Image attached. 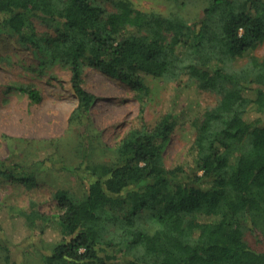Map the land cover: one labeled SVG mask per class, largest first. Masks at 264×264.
Here are the masks:
<instances>
[{"label":"trees","instance_id":"16d2710c","mask_svg":"<svg viewBox=\"0 0 264 264\" xmlns=\"http://www.w3.org/2000/svg\"><path fill=\"white\" fill-rule=\"evenodd\" d=\"M170 1L175 9L159 12L131 0H0V35L31 50L36 71L66 69L77 100L68 121L80 129L79 162L63 171L78 189H58L52 214L34 201L17 209L33 236L60 233L42 264H264L244 238L249 230L264 243V0H206L198 18L183 14L186 0ZM87 68L128 85L140 105L136 127L113 148L89 131L97 97L83 87ZM147 77L217 99L188 121L183 165L163 163L177 115L144 122ZM19 91L42 101L33 86ZM53 162L1 159L0 178L32 187L40 172L60 169ZM0 252L11 264L9 248Z\"/></svg>","mask_w":264,"mask_h":264},{"label":"rangeland","instance_id":"374dc122","mask_svg":"<svg viewBox=\"0 0 264 264\" xmlns=\"http://www.w3.org/2000/svg\"><path fill=\"white\" fill-rule=\"evenodd\" d=\"M131 1L136 8L145 11L175 9L170 0ZM205 1L186 0L183 14L198 18ZM35 25L41 33L51 34L53 31L37 21ZM263 53V48L259 47L256 56L261 59ZM243 62L237 61L234 66ZM37 64L31 50L19 47L8 35H0V160L10 158L26 166L52 156L62 168V171L58 170L54 165L40 172L32 187L0 178V243L9 248L11 264H42L41 254L47 253L60 239V233L52 229L33 236L17 209L28 210L29 202L34 201L41 212L52 214L56 211L54 193L58 189H78L73 178L63 171V165L79 162L75 152L80 129L68 121L77 105L69 85L70 74L58 65L45 67L40 73L36 71ZM83 81L84 89L97 97L90 111L92 125L89 131L99 136L101 145L113 148L132 127H136L140 105L128 85L101 72L87 68ZM146 81L150 93L145 101L144 122L152 126L167 111L177 115V125L163 152V163L167 168L183 165L188 161L186 151L194 135L188 121L196 111L214 105L217 99L210 93L200 95L188 89L175 92L172 89L174 84L152 77H147ZM28 85L40 91V103H31L19 91L20 87ZM93 157L107 158L104 153ZM244 238L256 251H264V243L257 234L248 230ZM1 256L0 252V264H5Z\"/></svg>","mask_w":264,"mask_h":264}]
</instances>
